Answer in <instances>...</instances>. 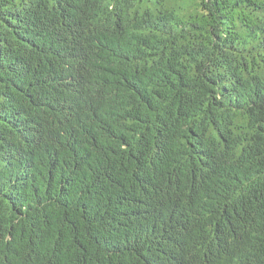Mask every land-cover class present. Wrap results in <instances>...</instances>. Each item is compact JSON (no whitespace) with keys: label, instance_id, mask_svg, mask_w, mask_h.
Returning <instances> with one entry per match:
<instances>
[{"label":"trees","instance_id":"16d2710c","mask_svg":"<svg viewBox=\"0 0 264 264\" xmlns=\"http://www.w3.org/2000/svg\"><path fill=\"white\" fill-rule=\"evenodd\" d=\"M0 264H264V0H0Z\"/></svg>","mask_w":264,"mask_h":264}]
</instances>
